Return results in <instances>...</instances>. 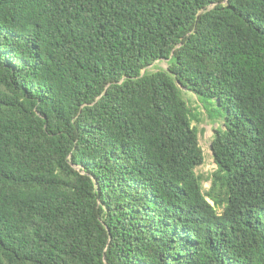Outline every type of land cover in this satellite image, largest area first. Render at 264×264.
Returning <instances> with one entry per match:
<instances>
[{"label": "trees", "instance_id": "obj_1", "mask_svg": "<svg viewBox=\"0 0 264 264\" xmlns=\"http://www.w3.org/2000/svg\"><path fill=\"white\" fill-rule=\"evenodd\" d=\"M0 264H264V0H0Z\"/></svg>", "mask_w": 264, "mask_h": 264}, {"label": "rangeland", "instance_id": "obj_2", "mask_svg": "<svg viewBox=\"0 0 264 264\" xmlns=\"http://www.w3.org/2000/svg\"><path fill=\"white\" fill-rule=\"evenodd\" d=\"M159 67L167 68L168 60H157L153 65L149 66L148 69L154 71ZM182 90L184 97L188 100L189 105L192 108V113L195 117L193 124L198 128L200 144L202 145L205 154L204 163L197 167L196 170L199 174L207 176L214 171L217 166L213 157L211 145L216 133V128L223 124V114L212 100L198 96L185 87H182ZM210 184V180H204L205 188H209Z\"/></svg>", "mask_w": 264, "mask_h": 264}]
</instances>
